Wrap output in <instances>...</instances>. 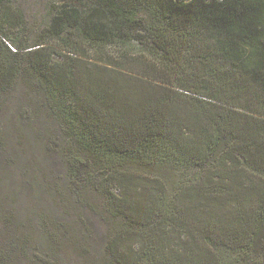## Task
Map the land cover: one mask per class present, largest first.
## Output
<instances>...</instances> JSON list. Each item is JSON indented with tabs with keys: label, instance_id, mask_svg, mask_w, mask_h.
Masks as SVG:
<instances>
[{
	"label": "trees",
	"instance_id": "16d2710c",
	"mask_svg": "<svg viewBox=\"0 0 264 264\" xmlns=\"http://www.w3.org/2000/svg\"><path fill=\"white\" fill-rule=\"evenodd\" d=\"M13 18L10 10L0 17L2 32ZM63 23L81 27L92 42L124 36L122 28L136 23L138 41L149 44L151 52L143 55L126 46L140 62L99 64L80 46L40 40L19 46L26 60L11 63L0 46V95L22 75L35 97L16 110L19 137H27L34 114L45 115L43 129L33 131L43 139L41 177L29 170L32 164L21 157V148L0 136V168L21 171L17 196L22 186L40 202L44 193H57L60 211L33 218L30 226L69 228L64 216L79 205L101 221L113 214L144 228L115 234L105 243L124 264L254 259L264 246V0H96L87 12L73 6L60 10L50 31ZM0 42L8 48L2 37ZM128 163L141 169L130 171ZM164 168L187 171L191 179L168 195ZM63 170L67 191L55 177ZM242 184L250 195L239 192ZM86 189L101 193L109 204L96 206L84 197ZM138 190L148 192L141 205L135 203ZM226 203L230 206L220 210ZM21 207L13 205V213L24 214ZM88 223L81 221L87 229L83 240L91 242ZM153 228L176 229L181 244L170 251ZM54 229L43 234L51 240ZM30 232L10 243L12 252L0 246V264H20L11 260L13 253L50 263ZM232 255L236 259L228 263Z\"/></svg>",
	"mask_w": 264,
	"mask_h": 264
},
{
	"label": "rangeland",
	"instance_id": "374dc122",
	"mask_svg": "<svg viewBox=\"0 0 264 264\" xmlns=\"http://www.w3.org/2000/svg\"><path fill=\"white\" fill-rule=\"evenodd\" d=\"M95 1L96 0H0V17L4 15L6 10L12 11L14 15L11 25L4 32L0 30V39L1 37L3 38L8 48L1 44V42L0 46L5 53H7L6 56L9 57L11 63H22L26 60V50L19 48V46L33 45L40 40L55 47H62L67 44L70 47L80 46L81 49L87 50V58L93 63L103 64L109 61L123 60L130 65H134L140 62V60H138V57H140L139 55L136 56L135 54L131 55L130 53H126V46H129L132 52L133 50H137L135 53H142L143 55L151 52L148 46L149 44L142 45V41H138L140 38L136 23L129 25V28H122V34H124V36H115L101 42H92L89 37L82 33L81 27L66 23H63L54 33L50 31V25L53 19L57 17L60 10L73 6L77 7L82 12H87L88 6ZM137 22L143 23L141 21ZM58 32H60L59 35H57ZM143 42L145 43L146 41ZM8 49L12 50L13 53L16 52V55L10 53ZM11 88L7 90V93L0 95V136L8 146H14L18 149L21 148L19 152L21 157L24 159L26 158L25 161L32 164L29 165V170L33 175H39L41 177L42 174H45L44 168L40 169L41 171H38L37 168L41 167L38 161L42 162L44 156L43 145L41 143L43 139L35 138L33 131L35 132L43 129L45 125V115H43L41 111L40 113L34 114L35 117H33V121L31 122L32 126L25 128L27 137L20 138L18 135L19 124L15 114L16 110L19 105L35 102V97L33 91L30 92L32 84H29L22 75L16 80L13 88ZM127 166L130 171L141 169V167L133 163H128ZM166 170L168 169L164 168L161 172L167 177V194L172 196L175 189L181 185L182 182H188L189 179H191V175L187 171L176 173ZM19 174H21L19 167L15 169L0 168V207L2 208L0 214V246L4 248V251L12 252L10 243H18L20 241L19 237L30 228L32 232H30V234L38 241H36L37 246H40V249L38 248V253H42L43 256L48 257L50 260L48 264H124V262L116 261L110 255L107 247H105V243L115 234L130 233L131 230L134 229H139V231L142 232L144 228H137L133 224L129 225L125 223L121 217L113 214H107L105 216L106 219L101 221L97 213L96 215L88 214L86 209H80L77 204V206L75 205L76 212L72 207L71 211L64 216L66 222L69 224V228L67 226V228L64 227L55 230L54 224H49L46 228H39L36 224L31 227L29 222H31L33 218H39L40 216L51 218L53 216V210L55 208L58 209V204L55 203L57 202L56 200H58L57 193H55V191L52 195H49L47 192L44 193L40 202L38 197L31 193L30 189L22 186L21 196L18 197L20 186ZM55 177L60 189L62 191H67L68 181L65 171L63 170V172L55 173ZM38 180L40 179L38 178ZM248 188V185L242 184L239 186V192L242 191L243 195H250V192L248 193L246 191ZM113 189L117 195H122L118 187L113 186ZM83 192L84 197H91L96 206L109 204L108 199L95 190L86 189V191ZM134 193L136 195L135 203L138 205H141L142 202L147 200V191L138 190L134 191ZM72 199L73 198H71V200ZM246 199L248 201V198ZM20 204L23 205V208H21L24 214L20 213L15 215L12 211V206ZM226 204L227 205L220 206V210H225L226 207L230 206V203ZM89 217L91 218V223L87 221ZM81 221L91 226L95 237V239L91 238V242L83 240V238H87L85 237L87 229L81 225ZM43 229H48L50 233L54 229L53 236L55 235V238L50 236L51 240H49L47 234H43ZM151 230L158 235L163 234L166 246L169 247L170 251L172 246L176 248V246L181 244L179 239L180 233L176 231V229L172 228L164 233L156 228ZM77 239L84 243L81 244ZM138 239L139 238H136L134 241ZM56 243H60V248L54 246ZM183 243L185 242L183 241ZM88 245H91V247H87ZM123 249L124 251L122 254L125 255L126 258V243H124ZM20 254L21 255H15V253H13L11 260L17 258L21 260L20 264H36L31 256ZM55 256L58 257L53 260L52 257ZM235 259L233 255L226 258L228 263H231ZM235 264H264V246L261 251L257 252L256 257L251 261H239L237 263L235 261Z\"/></svg>",
	"mask_w": 264,
	"mask_h": 264
}]
</instances>
